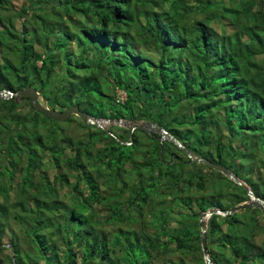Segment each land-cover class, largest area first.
<instances>
[{
  "label": "trees",
  "instance_id": "obj_1",
  "mask_svg": "<svg viewBox=\"0 0 264 264\" xmlns=\"http://www.w3.org/2000/svg\"><path fill=\"white\" fill-rule=\"evenodd\" d=\"M15 1L0 0V90L32 86L56 110L158 124L264 199V0ZM19 98L30 101L0 99V255L12 253L0 264H156L194 250L206 264L201 237L191 238L199 216L249 201L157 133L113 125L114 138L75 115L60 122L26 110ZM74 123L82 140L67 132ZM216 179L218 191L192 195ZM169 202L181 206L177 217ZM208 236L215 264H264L263 209L213 215Z\"/></svg>",
  "mask_w": 264,
  "mask_h": 264
},
{
  "label": "water",
  "instance_id": "obj_2",
  "mask_svg": "<svg viewBox=\"0 0 264 264\" xmlns=\"http://www.w3.org/2000/svg\"><path fill=\"white\" fill-rule=\"evenodd\" d=\"M17 97H23L27 98L31 101V106L32 108L39 113H42L46 115L47 117L60 121V122H65L67 121L71 116H78L82 119V121L85 124L93 125L96 127H99L103 129L106 133L109 135L114 136V134L109 131L108 129L104 128L102 125L99 124L100 119H95L92 117L90 114L83 112L79 106L73 105L69 109L60 111L56 110L54 108H50L48 106H45L41 101V95L40 93L32 86L26 87L24 89H21L19 91L12 92L10 90H0V99H11L14 96ZM109 121H114V120H109ZM118 122V121H116ZM131 125L132 132L136 130L143 131L144 133L150 134V133H157L159 134V139L160 141L164 140H169L173 142L177 147H179L188 158H190L193 162L203 164L207 166L208 168L221 172L224 176H226L228 179H230L232 182L235 184L241 186L244 188L246 191L249 201L244 202L238 206L233 207L232 209L229 210H223V209H212L206 213H202L199 216V221L201 224V244H202V249L204 253V258L206 264H215L209 253V248H208V243H209V236H208V219L213 216V215H223V216H229L234 213H237L241 210L249 209V208H260L264 210V199L257 196L255 192L243 181H241L237 175L233 173L232 170L228 169L225 165L215 163L210 161L209 159L206 158H200L194 156V154L173 134L168 132L165 128L158 124H153V123H125V125ZM123 144H131V143H125L121 142Z\"/></svg>",
  "mask_w": 264,
  "mask_h": 264
},
{
  "label": "rangeland",
  "instance_id": "obj_3",
  "mask_svg": "<svg viewBox=\"0 0 264 264\" xmlns=\"http://www.w3.org/2000/svg\"><path fill=\"white\" fill-rule=\"evenodd\" d=\"M27 4V2H26V0H16L15 1V4H16V6L17 7H20V6H22L23 4ZM33 3H30L29 2V5H27L28 7H30L31 5H32ZM25 6V5H24ZM21 23V22H20ZM65 29V28H64ZM66 30V29H65ZM105 89H107V93H110V95L111 96H114L115 94L117 95V96H115V97H118V99H122V100H125L126 99V97H127V94L124 92V91H121V92H118L117 93V90H110V89H108V87L106 86L105 87ZM40 101L45 105V106H48V104L44 101V99L42 98V96H41V98H40ZM17 102L20 104V107H23L24 109H26V110H28L30 107H31V102L30 101H26V102H24V101H22L20 98L19 99H17ZM80 107V106H79ZM80 109H81V107H80ZM84 112V111H83ZM177 114H180V112L179 113H177ZM93 117V116H92ZM95 118V117H94ZM79 119H81L80 117H79ZM96 119V118H95ZM82 120V119H81ZM77 123V122H76ZM76 123H74V124H71L69 127H68V134H70L75 140H82L83 139V136L85 135V131L82 129V128H79V126L76 124ZM99 123L104 127V128H106V129H108L109 127H112L113 125H119V126H122V127H124V128H128V127H131V125L130 124H128V125H125V123L127 124V123H131V122H129V121H123V123L122 122H116V121H107V120H100L99 121ZM140 123H143V122H140ZM135 124V123H134ZM99 128V127H98ZM34 133H35V131H32L30 134L28 133L27 134V137L29 138V139H32L33 138V135H34ZM155 133V132H154ZM131 166H133V162L132 161H130V162H128V164H127V168H130ZM179 167L180 166H178L177 167V169H175V171H177V170H179ZM199 170L202 172V173H204V174H207V175H210L212 172H211V170L210 169H208V168H199ZM221 173V172H220ZM103 179H104V181H103ZM101 181H103V184H104V186H103V184H102V191H101V195H109V194H111L112 193V191H113V185L111 184L110 186H107V181L108 180H106L105 181V178H102L101 179ZM216 181H217V184H215V185H211L210 183H207V189H206V191H204V192H200V191H198V189L196 188V187H194V188H192V195H195V197H207V196H209L212 192L214 193V192H216V191H218L220 188H222L223 186L221 185V179H220V182H219V180L218 179H216ZM106 185V186H105ZM57 186V185H56ZM58 187V186H57ZM82 191L85 193L86 192V189H87V186L85 185V184H83L82 185ZM67 191V189H65V187L62 189V190H60L59 192H60V198L62 199V200H64L65 199V197H64V194H65V192ZM45 192L46 191H43V192H41V193H39V197H41L42 199L43 198H45L46 196H45ZM86 194V193H85ZM124 196H126V194H124ZM67 199H69L68 197H67ZM66 199V200H67ZM172 199V197H170V200ZM66 200H64V201H66ZM1 201H2V197H1ZM167 201H169V199H167ZM67 202H68V200H67ZM170 203V202H169ZM176 203H178V202H174V204H172V203H170V204H172L173 205V210H174V212H172V217H177V215H176V210H178L181 206L180 205H177ZM195 207V206H194ZM95 208H96V213H97V219H100L101 220V218L102 219H104V217H105V213H106V211H105V209L103 208V205L101 204V203H96L95 204ZM68 210V209H67ZM70 210V209H69ZM146 210H148V208L146 209ZM146 220H150L148 217H146ZM192 221H194V218H192ZM13 225L15 226V223L12 221V223H11V226L13 227ZM122 225H124V226H126L125 228H127V226H128V224L127 223H124V224H122ZM176 225H177V223L174 221V220H172L171 221V224L169 225L170 226V229L172 230L174 227H176ZM118 226L119 225H114V226H110V227H108L107 228V230H105V232H110V231H113V230H116L117 228H118ZM137 227H139V225H136V226H134L133 228H135V229H137ZM151 230H152V228H150ZM97 231L98 232H102V231H104L103 229H102V227L101 226H97ZM104 232V233H105ZM181 235H182V233H181ZM201 237V230L200 231H195V233H194V235H192L191 236V238H195V237ZM165 239H166V237H165ZM197 239V238H196ZM197 240H199V238L197 239ZM11 241V238H10V236H9V234H6L5 236H4V238H3V243L4 244H6V245H8L9 244V242ZM192 241H195V240H192ZM200 241H201V239H200ZM201 243V242H200ZM170 245V247L171 248H175V244H173V243H170L169 244ZM202 245V244H201ZM24 246H25V249L26 250H31L32 248H31V246L28 244V243H25L24 244ZM9 255H11L12 256V253H11V251H8V250H6L5 252H4V254L3 255H0V261H1V259H4V257H8ZM198 257H199V255L197 254V251L196 250H194V251H192V252H190V251H188V252H179V251H175V252H171V253H169L168 252V254H167V256L166 257H160L157 261H156V264H170L169 262H166L167 260H170V261H172V262H175V263H177V264H198L197 263V259H198ZM40 264H43L42 262H40Z\"/></svg>",
  "mask_w": 264,
  "mask_h": 264
},
{
  "label": "clouds",
  "instance_id": "obj_4",
  "mask_svg": "<svg viewBox=\"0 0 264 264\" xmlns=\"http://www.w3.org/2000/svg\"><path fill=\"white\" fill-rule=\"evenodd\" d=\"M16 96V95H15ZM118 122H122L123 123V121H121V120H118Z\"/></svg>",
  "mask_w": 264,
  "mask_h": 264
},
{
  "label": "bare ground",
  "instance_id": "obj_5",
  "mask_svg": "<svg viewBox=\"0 0 264 264\" xmlns=\"http://www.w3.org/2000/svg\"><path fill=\"white\" fill-rule=\"evenodd\" d=\"M100 124V123H99ZM101 125V124H100Z\"/></svg>",
  "mask_w": 264,
  "mask_h": 264
}]
</instances>
